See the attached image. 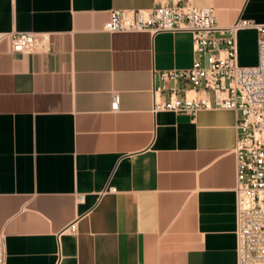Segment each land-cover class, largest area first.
Here are the masks:
<instances>
[{
    "label": "crops",
    "instance_id": "1",
    "mask_svg": "<svg viewBox=\"0 0 264 264\" xmlns=\"http://www.w3.org/2000/svg\"><path fill=\"white\" fill-rule=\"evenodd\" d=\"M171 2L0 0L5 264H237L235 113L152 112L158 72L192 66L191 35L103 30L114 10ZM193 2L221 28L264 24V0ZM26 32L46 49L13 53L5 36ZM257 38L237 31L239 66Z\"/></svg>",
    "mask_w": 264,
    "mask_h": 264
},
{
    "label": "built area",
    "instance_id": "2",
    "mask_svg": "<svg viewBox=\"0 0 264 264\" xmlns=\"http://www.w3.org/2000/svg\"><path fill=\"white\" fill-rule=\"evenodd\" d=\"M245 28H255L258 33V61L251 67L239 66L237 62L236 33ZM103 30L111 34L191 35L192 66L158 72L152 112L194 115L200 110L221 109L235 113L237 264H264V24L238 21L221 28L214 8L197 7L193 0H172L146 10H114ZM5 37L15 54L42 52L48 42L46 34L33 32ZM162 94L167 99L161 100ZM118 101L114 94L111 110H117ZM67 230L75 232V226L64 231ZM0 264H5L1 238Z\"/></svg>",
    "mask_w": 264,
    "mask_h": 264
}]
</instances>
